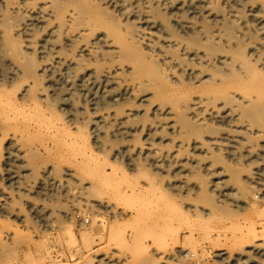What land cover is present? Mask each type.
I'll return each mask as SVG.
<instances>
[{"label":"bare ground","instance_id":"bare-ground-1","mask_svg":"<svg viewBox=\"0 0 264 264\" xmlns=\"http://www.w3.org/2000/svg\"><path fill=\"white\" fill-rule=\"evenodd\" d=\"M90 140L97 154L110 159L111 171H104L103 181H92L105 186L107 197L97 201L103 213L115 212L113 218L120 219L135 216L145 227L156 219L145 198H152L159 177L166 194L158 187L163 196L156 197L164 200L166 195L160 209L166 214L158 212L163 218L158 214L157 219L166 220L165 235L116 238L133 251L130 260L120 261L107 246L98 257L86 245L89 233H82L86 246L76 264H202L204 257L194 250L200 236L223 241L215 251L216 264H264L256 230L229 220L231 212L222 199L231 192L242 199L255 190L254 174L237 162L243 158L261 162L255 170L262 179L256 184L264 191V160L259 156L264 151V0H0V214L24 223L27 205L44 220L62 218L72 231L65 205L46 187L56 183L52 174H58L57 166L48 167L45 161L53 156L59 165H70L75 170L59 169L68 179L85 173L96 159ZM148 169L158 175L155 181L151 176L155 186L136 182L137 175L146 180ZM179 175L197 182L189 185ZM212 175L216 178L208 180ZM178 177L179 182H170ZM130 180L136 185L129 192L145 201L133 213L117 212L112 200L131 196ZM4 181L20 193L30 188L57 199L50 200L48 210L25 201L28 190L7 193ZM69 190L67 197L82 195ZM175 197L194 204L183 210ZM241 199L234 207L264 213L258 204ZM181 219L189 222L183 235L178 229L186 221L178 223ZM100 221L93 216V226ZM3 224L0 218L1 230ZM1 230L4 264L9 253L4 240L16 245L23 239L17 232L1 235ZM113 237L101 235L100 240L111 243ZM96 257L98 263L93 262ZM26 259L25 264H59Z\"/></svg>","mask_w":264,"mask_h":264},{"label":"rangeland","instance_id":"rangeland-1","mask_svg":"<svg viewBox=\"0 0 264 264\" xmlns=\"http://www.w3.org/2000/svg\"><path fill=\"white\" fill-rule=\"evenodd\" d=\"M90 144H91L90 146H92L91 148L93 150H95V156H96V159L93 158L91 161L93 162V160H95L97 162L96 165L98 164L99 168L102 167V169H103L104 166H106L103 170L100 168L101 171L100 170L98 171L99 168L97 166L94 167L95 165L92 166L94 164V162H93V164H91L92 163L91 162L89 164V167L94 168V170L97 168V170L94 171L92 169L93 171L91 172V171H89V167H88V168H86L88 170H86V169L84 170L85 173H82V171H81V172H79L77 174L79 176V178L75 174L76 177L73 175L75 178L74 177L73 178L69 177V179H68L66 176H64V172L62 170H59V169H61V168L64 169L63 167H67V168H70L72 170H75V169L71 168L70 165L68 166L67 164H64V163L59 165L60 163L57 162L58 159L52 156V158H51L52 160L50 158H48V159L46 158L47 160L45 161V163L47 164L48 167H56L57 166L55 168L56 170H54V171H55V173H57L56 171H58V174H56V175L52 174V176H55L56 183L51 186L50 185L51 182H49V183H47L46 187H47V189L50 192L53 191L58 199L55 196H52V198H51V196L43 197V196H41V194L36 192V190H34V189L33 190L31 189V191L29 192L30 188H27L28 192H27L26 189L21 190L22 193H23V191L28 193V194L24 193L25 196L28 195V196H26V198L24 197L25 201H29L30 203H33L34 201H36V205L37 206L46 205L48 210L52 209V207H50L51 205H49V204L51 202L50 200H53L54 197L59 202H61L62 205H65L64 209H66L68 211V216L70 218V220L68 219L69 221L67 220V222L68 223L72 222L74 224V228L72 229V231L68 232V230L66 229L67 223H66V225H65V223H62L63 222L62 218L60 220L59 217L53 215V216L48 217L47 220H44V219L40 218L39 216H36L34 211L31 210L30 207H28L27 205H25L26 206V211L28 209V212H27L26 216L29 219L25 220L24 223H23V221L20 222V221L15 220L10 215H8V216L6 215L5 216L3 214H0V218H1L2 222L4 223L3 227H2V230H1V227H0V230L2 231L1 235L3 233L7 232V231L17 232L15 234L17 236L19 234L22 237L21 239H23V240H21L23 243L16 244V245H13V243H11L10 241L6 242V240H4V242L8 246V251H9V253L7 252L4 264H25L27 262V259H26L27 256H28V258H30L32 261H35V262L40 261L41 259H43L47 263L51 262L50 260H52V261L59 262V264L60 263L61 264H76L77 261H75V260L78 258L79 252L86 245L90 246L94 250H96L98 252V254H97L98 257H101L102 255L106 254V251L105 250L103 251V249H105L106 246H107L106 249L111 247L108 251H110V252L111 251L112 252L115 251L114 252V254H116V255H114L115 259H119L120 258V261H125V260H130L131 259L130 258V255H131L130 253H132L133 251H132L131 247H128V245L124 246V242L122 243L123 245L121 244L122 246L120 245V242L122 241L123 238L125 239V238H128V237L130 238L132 236H136V233H137V235H141V234H145V233L147 234L148 233V234H151V236L153 234L154 237L156 235L159 236L160 233H162L163 227L166 226V220L162 222V221L159 220L160 218L157 219V217H158L157 215L159 214L158 212L161 211L160 209H163L162 206L164 204L166 206V203H164V201L166 200V195H165L166 192H165V188H164V182L160 181L161 178L159 179L158 175H156V172L153 169H148L149 172L146 170L144 176H145L147 181L143 178V176L141 178H140V176L138 177V175L136 176V178H139L140 181L136 180L134 178L136 180V182H138V183L139 182L140 183H142V182L151 183V182H154L157 179V177H158V179L155 181L156 183H158V186H155V185H157L156 183H151L150 184L151 186H153V185L155 186V187H153V188H155V190H153L154 192H152V193H154V195L152 194V198H150L148 200L145 198V200H146V202L150 203L149 204V206H150L149 209L151 210V214L154 215L152 212L156 213L157 215L155 214L156 216L155 215L154 216L160 222L156 221V219H154V217H153L154 220H151L152 219L151 218L150 221H148L149 225L147 223L146 226L144 227L145 222L136 220L135 216H134L135 218L128 216V217H121L122 219H120V217L113 218V216L116 214L115 212H113L114 215L113 214L112 215L104 214L103 213L104 211L101 209V207H100V205H99V203L97 201H99L100 198L107 197L106 195L104 196V191H103L105 186L102 189V187L100 188V186H102V184L98 185V183L100 184L102 182H97L96 181L97 182V184H96V182H92V181L93 180L95 181L97 179L99 180V178L102 179V180L100 179L99 181H103V177L102 176H104V178L106 176L104 171H107V172L111 171L110 168H109L110 166L108 165V163L110 164V161H108L110 159H108V156L106 155V153L104 154V153L100 152V153L97 154L96 153V152H98L97 149H96L97 147L95 148V145L93 146V142L91 140H90ZM101 154H102V156H101ZM99 155H100V157H98ZM259 156H260V158H262L264 160V151H262V153H260ZM97 159H99L100 162H103L106 159L107 162L104 161L103 162L105 164L104 165L103 163H100V162L98 163ZM226 159L228 160V158H226ZM237 162L239 164H241L244 167V169H246L248 171H251L254 174L253 175L254 176V182H255L254 185H255V190L256 189L257 190L256 191L255 190L252 191L249 195H246V197H243L242 199L237 197L235 192H231V195H230L231 197L229 196L228 198L226 196H225L226 198L222 196V199H223V201H225L227 208L231 212L230 218L231 217L232 218L229 219V220L235 221L238 224L237 227L240 226V227H244V228L246 227V229L247 228L255 229L256 233L258 234L257 235L258 237L255 239V243L256 244L258 243V244H260V245H262L264 247V213L256 215V214L251 213L249 210L241 211L237 207H234L235 203L237 201H239V199H241V200L246 201L247 203L258 204L259 206L264 208V198H263L264 191H263V189L260 190V187H258V185L256 184V183H260L259 181H260V179H262V177H261V173L259 174V172H257L255 170L256 167L259 164H261V162L253 161V160L251 161L248 158L240 159ZM99 164L101 166H99ZM51 165H53V166H51ZM118 170L120 172V168H118ZM121 170H122V168H121ZM60 171H62V172H60ZM102 171H103V173H102ZM87 172L90 173L89 176L87 175ZM146 174H148V175L146 176ZM182 174L185 175L184 173H182ZM192 175L194 177V174H192ZM151 176H153V177L155 176V178H153L154 181L151 180L152 179ZM187 176H190V175L186 173L185 177H187ZM52 178H54V177H52ZM183 178H181V176H180V180L183 179ZM194 178L197 180L196 177H194ZM207 178H208V180H212V179L214 180L216 178V175H212V176L207 177ZM40 179L44 180V177L41 176ZM141 179H143V180H141ZM177 179L178 180H176V178H175V180L172 179L170 182H172V181L173 182H175V181L179 182L180 181L179 177ZM184 179L189 181V179H187V178H184ZM184 179L181 180V181H185ZM257 179H259V181ZM104 180H107V179H104ZM196 180L193 181V182L190 180L192 183L189 181L187 184H189V183L193 184L194 182L196 183L197 182ZM77 181H78V183H77ZM82 181L83 182L85 181L84 184L82 183ZM128 182H130L129 184H133L134 183L136 185L134 180H130ZM128 182H122L121 185L124 186V184H125V186H126V183H128ZM87 183L90 184V185L88 186ZM91 183H93L92 185H95V187H91ZM3 184L5 185L4 188L7 187L6 188V190H7L6 192L7 193L10 192V194H14V196H15L17 194V192L19 191L18 188L16 187V185L15 186L12 185V184L10 185V183L8 181H4ZM129 184H128V186H129ZM134 184L130 185V188H128V190H127L128 192L127 193H130L129 191L131 190V188H133ZM82 185H84L85 188H87V186H88L89 189L88 188L87 189L84 188L85 190H83L84 186L82 187ZM104 185H105V183H104ZM121 185H119V186H121ZM158 187L160 188V191L162 193H165L164 194V200L161 199L163 197H161V198L156 197V196H158V194L163 196V194H161L160 191L159 192L157 191V190H159ZM91 188H94L93 190H96V188H97V190L93 191ZM67 189L71 190V191L69 190L71 194L78 195L81 192L82 195L79 194L77 198L76 197L75 198H73V197L70 198L68 196L69 197L68 198L65 195L66 192H67ZM96 192H98V194ZM100 192L101 193L103 192V193L99 194ZM22 193H20V191L18 192V194H22ZM232 193H234V195H232ZM37 194H38V197H37ZM130 194H131V196H130ZM130 194H128L130 197H127V198H125L127 194L123 195L124 198H121V196H120L121 199L119 197H117L116 198L117 201H115V199H113L114 200V201L112 200V204L114 206L113 209H116L117 212L120 211V212H124L126 214H130V213H133V212L139 210L138 208L142 207V201L141 200H143L144 198L140 197V196H139L140 199L137 198L136 195H134L132 191H131ZM35 195L37 197L36 199L34 198ZM191 195H192V193H191ZM180 196H178L177 198H179ZM183 197H181V198H183ZM79 198L81 199V203H80ZM141 198H143V199H141ZM184 198L187 199V197H184ZM184 198L182 199V202H181L184 205H182L179 202L180 199H179V201H178V199H176V197L173 199V201L175 202L176 206L179 205L177 207H179L181 209L183 208V210L188 208L189 205L194 204V203H190L191 201H187ZM118 199H120V200H118ZM31 200H33V202H31ZM84 200L88 201V202L86 201L87 204L89 203L88 207L86 206L87 204H86V202ZM145 200H143V201H145ZM183 200H185V202H183ZM191 200L193 201V198ZM22 201L23 200H21V202ZM82 201H84V202H82ZM24 203L25 202L23 201V204ZM72 203H75V204L79 203L80 206L83 203L84 204L82 205L83 207H81V209H80V208H77V207H73ZM144 204H147V203H143V205ZM185 205L187 206L186 208H184ZM133 207L135 208V211H134ZM119 209H121V210H119ZM127 212H129V213H127ZM233 212L235 213V215H233ZM160 214L161 215L166 214V210L163 211V212L161 211ZM93 216H99V219L101 220L100 222L103 223V224H100L102 226H100L99 224L95 225L96 227L93 226V222H92ZM216 218L219 219V216H217ZM164 219H166V217H164ZM164 219H162V220H164ZM140 220H143V219L140 218ZM179 221L180 222L181 221L184 222V221H186V219L185 220L184 219L178 220V223H179ZM189 221L191 222V221H194V220H189ZM141 222L144 223L143 226H142ZM161 222H162V224H161ZM158 223H160L161 226ZM178 223H175V225L178 226ZM186 223H188V225H189V222L186 221L183 224L181 223V227L178 229V230H180L182 235H183V232H184L183 229L186 228V226H187V225H185ZM81 225H83V226H81ZM103 226H104V229L102 228ZM141 226L143 228H141ZM159 226H160V228H159ZM81 227H83V228L80 230ZM97 227H99V228H97ZM164 230H166V228ZM86 232L90 234V237H89V234H88L87 235L88 236L87 240H89L88 241L89 243L86 241V243H88V244L85 243L86 245H84L83 240L81 238V234L82 233L87 234ZM164 232L165 231H163V233ZM211 234H215L214 231H211ZM101 235L103 237H105V238L108 235H110L111 237L114 236L113 238H115V239L116 238L118 239V238L123 237V236L124 237L122 239H119V241L121 240L120 242L116 239L118 241V244H114V243H117V241L115 240V241H113L111 243L108 242L109 243V245H108V243L106 242V239L104 241L100 240ZM164 235H165V233H164ZM164 235L162 234L161 237L163 238ZM158 236H156L155 239H158L157 238ZM197 237H199V236H197ZM162 238L159 237V239H162ZM200 239H201V241H199ZM197 240H198L197 243H199V244L197 245V243H196L194 245V250L198 251V253L204 257V263H202V264H216V262H215L216 261L215 260V251L218 248H222L223 241H221L220 244L217 243V242L214 243L213 240L210 241V239H207V238L205 239L203 236H200L199 238H197ZM162 241H163V239L159 240L158 243H161ZM151 243H152V241L150 240L149 241V245L153 246V243L152 244ZM43 245H45V246H43ZM126 248L127 249L129 248V250H127ZM132 248H133V245H132ZM118 249L120 250V253H119ZM116 251H118V252L116 253ZM98 257L94 258L93 262L98 263V262H96L97 260L100 259ZM102 258H104V257H102ZM41 261L39 263L43 262V261L42 262ZM46 262H43V263H46ZM98 264H105V263L102 262V263H98Z\"/></svg>","mask_w":264,"mask_h":264}]
</instances>
